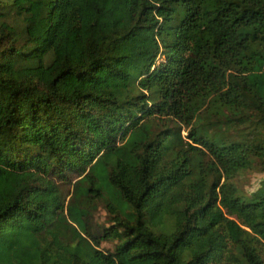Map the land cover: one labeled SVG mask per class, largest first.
Returning <instances> with one entry per match:
<instances>
[{
    "label": "trees",
    "instance_id": "16d2710c",
    "mask_svg": "<svg viewBox=\"0 0 264 264\" xmlns=\"http://www.w3.org/2000/svg\"><path fill=\"white\" fill-rule=\"evenodd\" d=\"M247 170L264 0H0V264H264Z\"/></svg>",
    "mask_w": 264,
    "mask_h": 264
},
{
    "label": "rangeland",
    "instance_id": "374dc122",
    "mask_svg": "<svg viewBox=\"0 0 264 264\" xmlns=\"http://www.w3.org/2000/svg\"><path fill=\"white\" fill-rule=\"evenodd\" d=\"M182 135H185L187 132L186 127L181 124ZM215 129L211 128L208 130V133L214 132ZM235 136V135H234ZM235 182L237 183L238 187L243 191L246 196L252 194L260 185L264 182V172L257 171V170H247L235 177ZM58 183L59 188L61 189L63 195H65L66 199L68 200L70 197V193L72 192V183L75 179L69 176L65 180H56ZM91 226L94 229H103L110 227L109 222V214L103 207L102 203L98 204L97 208L93 211L92 217L90 218ZM116 241L115 240H102L99 244V248L103 251L112 252L114 250Z\"/></svg>",
    "mask_w": 264,
    "mask_h": 264
}]
</instances>
